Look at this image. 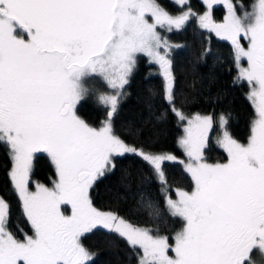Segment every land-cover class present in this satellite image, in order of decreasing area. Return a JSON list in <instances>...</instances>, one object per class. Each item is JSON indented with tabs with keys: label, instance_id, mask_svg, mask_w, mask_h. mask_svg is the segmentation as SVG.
<instances>
[{
	"label": "snow or ice",
	"instance_id": "6c2138e0",
	"mask_svg": "<svg viewBox=\"0 0 264 264\" xmlns=\"http://www.w3.org/2000/svg\"><path fill=\"white\" fill-rule=\"evenodd\" d=\"M219 2L227 9L223 23L210 11ZM205 3L209 11L198 24L230 41L236 80L249 85L255 111L247 144L230 135L227 117L220 115L219 144L228 154L223 164L203 160L213 118L189 119L176 107L173 46L157 31L182 29L194 15L190 8L173 16L157 0H0V143L9 150L8 176L32 227V235L18 239L9 229L10 205L0 198V264H89L93 256L81 237L98 227L139 249L138 264H254V253L264 264V0L243 16L230 0ZM138 53L159 65L163 99L178 122L187 121L178 143L189 157L185 171L193 187L177 189L175 200L165 198L169 214L183 222L174 245L167 236L99 211L89 196L94 181L114 170L116 156L142 157L162 185L163 162L176 160L131 147L114 132L113 117ZM94 76L115 91L98 97L107 108L98 128L76 113L88 93L85 81ZM36 153H47L55 179L51 188L37 183L30 191ZM62 205L71 206V215Z\"/></svg>",
	"mask_w": 264,
	"mask_h": 264
},
{
	"label": "trees",
	"instance_id": "16d2710c",
	"mask_svg": "<svg viewBox=\"0 0 264 264\" xmlns=\"http://www.w3.org/2000/svg\"><path fill=\"white\" fill-rule=\"evenodd\" d=\"M253 1L230 0V3L239 15L248 10ZM157 3L173 16L189 8L194 13L182 29L160 30L159 34L173 46L169 58L175 77L176 107L186 116L199 114L213 118L207 147L203 151L204 162L227 163V154L217 146V137L222 131L220 115L227 117V131L242 144H247L255 118L254 108L247 98L249 85L246 81L236 80L238 70L232 45L199 26L198 17L208 9L205 0H187L183 6L172 0H157ZM225 15L227 9L223 2L211 7V16L216 23H223ZM241 44L245 45L243 38ZM100 82L97 77L86 80L88 93L76 108L81 119L97 128L107 118V111L97 101V95L105 90ZM163 89L164 78L156 66L145 56L138 55L113 117V129L131 147L182 160L185 155L178 144L182 136L181 124L163 99ZM165 112L166 116L163 115ZM114 162V170L105 173L89 189L93 207L112 212L134 227L150 229L153 235L167 236L169 243L174 245L173 236L182 228L183 222L169 214L165 198L175 199L177 189L191 191L193 182L189 174L179 162L165 161L162 168L166 184L162 185L152 167L138 155L118 156ZM11 165L8 148L0 143V198L10 205V231L23 239L25 233L32 235V227L12 189L8 176ZM54 179L55 168L47 154H35L29 187L32 188L34 182L51 187ZM81 244L93 256L89 264H138L139 249L133 251L126 240L109 234L106 229L97 228L84 234Z\"/></svg>",
	"mask_w": 264,
	"mask_h": 264
},
{
	"label": "rangeland",
	"instance_id": "374dc122",
	"mask_svg": "<svg viewBox=\"0 0 264 264\" xmlns=\"http://www.w3.org/2000/svg\"><path fill=\"white\" fill-rule=\"evenodd\" d=\"M172 1H174L175 3H176V0H172ZM255 2H256V0H254L253 1V3L250 5V7H249V9L248 10H246L247 12H251L252 11V8H253V5L255 4ZM176 4H178V3H176ZM217 3H213L212 4V6L213 5H216ZM180 5V4H179ZM207 11H209V9H207ZM211 11V10H210ZM246 11H244V12H246ZM244 12H242L241 14H239V15H241V16H243V14H244ZM148 20H149V22L151 23L152 22V20H151V17L149 16L148 17ZM224 22V21H223ZM160 30H168L167 29V26H165V27H157V31H158V33H159V31ZM173 30H177V29H173ZM169 31V30H168ZM215 33V32H214ZM216 34V33H215ZM245 40V39H244ZM247 45H248V41L247 40H245V45H243L245 48L247 47ZM171 50V49H170ZM161 51H163V50H161ZM138 55H143V56H145L146 58H147V60H148V62L149 63H151V64H153V65H155L156 66V70H157V72L158 73H160V67H159V65L158 64H156V63H154V62H150V58L149 57H147L146 55H144L143 53H138L137 54V56ZM136 56V57H137ZM242 66L243 67H247V61L246 60H243L242 62ZM238 70V69H237ZM161 74V73H160ZM94 77H97L98 79H99V81H101L100 83L103 85V87H104V89L105 90H103V91H101V93L100 94H108V95H111V94H115V91L113 90V89H111V88H109L108 87V85H107V83L103 80V78L102 77H99V76H94ZM163 77V76H162ZM86 82V81H85ZM92 88V87H91ZM94 88V87H93ZM99 94V95H100ZM99 95H97L98 97H99ZM98 97H97V101H98ZM98 103H99V101H98ZM100 105H101V107L102 108H104L106 111H107V108L104 106V105H102L101 103H99ZM186 116V115H185ZM192 116H194V115H190V116H186V117H188L189 119L192 117ZM202 116V115H201ZM180 124H181V128H182V136L181 137H183L184 136V127L187 125V121L185 120L184 122H180ZM100 127V126H99ZM210 133H211V130L209 131V134H208V137H209V135H210ZM221 135H222V131H220V134L218 135V137H217V146L219 147V148H221L226 154H227V152L220 146V144H219V139H220V137H221ZM180 137V138H181ZM179 144V143H178ZM179 147L182 149V151L184 152V149L179 145ZM37 154V153H36ZM44 154H47V153H44ZM184 155H185V159H182V160H175V161H168V162H179L181 165H182V167H183V169L185 170V166L190 162L189 161V157L185 154V152H184ZM227 156H228V154H227ZM116 157H118V156H116ZM116 157H114V158H116ZM167 161V160H166ZM165 162V161H164ZM181 162H183V163H181ZM11 167H12V165H11ZM105 173H107V172H105ZM190 176V175H189ZM191 177V176H190ZM100 178V177H99ZM98 178V179H99ZM97 179V180H98ZM96 180V181H97ZM95 182V181H94ZM36 182H34L33 183V187L31 188V187H29V190L30 191H35L36 190ZM47 187V186H46ZM52 187V186H51ZM51 187H49V188H51ZM175 199H177V197L175 198ZM175 199H173V200H175ZM63 207H66L68 210H67V212H65V211H63ZM61 211L65 214V215H71V206L70 205H62L61 206ZM27 218V217H26ZM30 223V222H29ZM31 225V224H30ZM98 228H101V227H98ZM107 230V229H106ZM86 234V233H85ZM175 236V235H174ZM173 236V237H174ZM175 242V241H174ZM170 255H174V253H172L171 251H170V253H169ZM252 260H253V262H254V264H261V261H260V257H259V254L258 253H254L253 254V257H252Z\"/></svg>",
	"mask_w": 264,
	"mask_h": 264
},
{
	"label": "flooded vegetation",
	"instance_id": "af4514ba",
	"mask_svg": "<svg viewBox=\"0 0 264 264\" xmlns=\"http://www.w3.org/2000/svg\"><path fill=\"white\" fill-rule=\"evenodd\" d=\"M64 208H66V207H63V211H64ZM67 209V208H66ZM68 210V209H67Z\"/></svg>",
	"mask_w": 264,
	"mask_h": 264
}]
</instances>
